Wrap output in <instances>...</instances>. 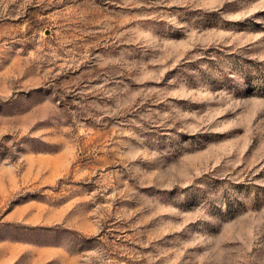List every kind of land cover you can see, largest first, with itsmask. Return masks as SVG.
I'll return each mask as SVG.
<instances>
[{
    "label": "rangeland",
    "instance_id": "rangeland-1",
    "mask_svg": "<svg viewBox=\"0 0 264 264\" xmlns=\"http://www.w3.org/2000/svg\"><path fill=\"white\" fill-rule=\"evenodd\" d=\"M0 264H264V0H0Z\"/></svg>",
    "mask_w": 264,
    "mask_h": 264
}]
</instances>
